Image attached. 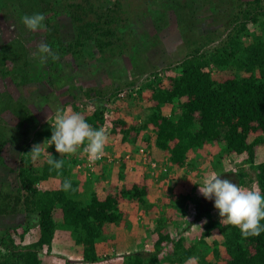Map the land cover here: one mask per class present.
<instances>
[{"label":"trees","instance_id":"obj_1","mask_svg":"<svg viewBox=\"0 0 264 264\" xmlns=\"http://www.w3.org/2000/svg\"><path fill=\"white\" fill-rule=\"evenodd\" d=\"M16 1L22 4V0ZM262 1L236 0L235 5L228 9L233 15L231 23L234 27L227 32L221 44L187 55L181 63L182 68L170 78L168 86H151L148 96L152 103L151 111L142 114L145 118L142 127L154 126V146L169 152L175 163L183 164L190 151H201L208 147L212 154L215 148L213 158L216 161H213L215 163L211 164V168L216 169L222 164L218 174L222 178H231L242 187L247 185L246 173L226 170L223 159L227 155L246 153L248 162L254 168L257 191L264 193V159L256 160L258 147L264 146V26L257 32L247 27L254 16L264 18ZM53 2L70 16L73 23L71 40L66 43L57 33L54 14H47L50 11L47 6ZM151 2L156 3L155 0ZM27 4L37 9L35 12L45 15L46 42L58 53L57 59L48 58L49 69L43 67L41 70V78L53 79V86L61 82L58 73L61 70L60 58L64 53L70 54L77 64L85 66L90 65L92 60L106 61V52L112 56L121 55L125 52L123 47L129 46L122 34L124 24L117 14L122 6L119 0H30ZM1 53L0 64L5 66V60L9 58L12 62L11 68L3 67L6 74L17 77L23 73L27 76L30 62L22 58L24 53L10 51L8 46ZM7 102L5 106L20 117L19 124H30L29 130L33 132L32 140L21 147L17 173L19 185L15 197L22 201L21 211L27 216L18 236L24 239L31 232L36 239L18 244L15 236L7 229L0 228V248L3 251L0 264H42L40 251L51 247L58 228L72 233L76 242L82 245V262L97 263L101 260L97 243L107 238L108 230L121 232L118 223L124 214L119 210L116 195L111 193L101 200L96 188L87 187L90 177L82 180L73 176L72 165L78 161L76 156L68 159L56 150L47 154L42 149L41 157L33 160L29 151L43 135H50L52 127L44 124L38 129L37 118L23 101L11 103L10 99ZM106 103V99L99 98L98 108L84 117L93 127L104 125ZM168 105L172 106L173 117L163 113ZM129 129L121 128L124 139L129 135ZM259 131L262 134H255L250 139L252 133ZM10 138L11 132L0 124V161L2 148ZM49 157L62 159L63 167L60 170L50 169L47 164ZM97 162L106 163V157ZM123 170L119 171V177L125 176ZM66 178L72 181V188L67 191L63 190ZM82 184L86 197L79 194L81 190L78 188ZM112 189L118 188L115 186ZM118 192L125 200L139 204V209L147 217L146 226L154 219L155 228L145 230L144 238L150 239L147 232L153 239L158 233L151 250H132L124 257L122 264H159V256L168 246L172 251L163 257V261L172 264H264V232L245 237L239 227L226 220H209L204 224L201 237L186 244L183 236H180L185 226L172 234L170 229L173 223L167 222L165 215L153 217L154 208L147 203L144 184H123ZM189 196L178 194L176 199H168L167 205L183 213ZM212 209L213 200L205 197L199 199L196 218L210 215ZM17 210L16 206L11 208L6 202L0 207L2 214ZM56 211L60 212V221L56 219ZM165 227L167 232L162 231ZM65 264L75 262L67 260Z\"/></svg>","mask_w":264,"mask_h":264},{"label":"rangeland","instance_id":"obj_2","mask_svg":"<svg viewBox=\"0 0 264 264\" xmlns=\"http://www.w3.org/2000/svg\"><path fill=\"white\" fill-rule=\"evenodd\" d=\"M29 1L22 0L21 4L16 0H0V53L8 46L10 51L24 53L22 58L25 57L30 62L26 77L23 73H19L17 77L5 73L6 69L3 67L11 68V58L5 60V66L0 64V109H5L0 110V124L11 132V138L1 151L0 207L6 202L11 208L13 205L18 208L16 212L0 213V228L7 229L15 236L18 244L30 243L36 239V235L31 232L24 239L18 236L27 216L21 211L22 201L15 197L19 185L17 173L21 147L32 140L33 132L29 130L30 124H19L20 117L5 106L7 101H23L37 118L39 129L44 124L50 128L54 125L58 116L57 109H64L69 113L79 112L85 117L98 108V99L104 98L107 107L102 128L107 136L103 155L106 163L97 160L90 162L82 146L76 153L64 154L68 159L78 157L77 163L72 165L73 176L82 180L90 177L87 187L96 188L101 200L112 195L111 193L116 195L119 210L126 215L118 223L121 232L108 230L110 233L106 234L107 238L98 242L101 260L94 264H122L124 257L132 250L139 249L141 243V249L151 250L153 241L157 238L158 233H155L156 237L154 235L153 239L149 232L147 235L150 239L144 238L145 230L155 228V221L152 219L150 225L146 226L147 217L139 209V204L120 197L117 191L123 184H144L147 203H151L154 208L153 217L165 215L167 222L173 223L170 229L172 234L185 226L180 236H183L186 244L191 243L194 238L199 239L206 222L222 220L215 207L210 215L196 218L199 199L204 198L198 183L202 182L205 174H218L222 168V164L216 169L211 168V164L215 163L213 161H216L213 158L215 148L211 147L214 148L212 154L208 147L201 151H190L183 164L175 163L169 152L154 146V126L150 124L143 128V115L151 111L152 103L148 99L151 86H168L170 78L182 68L181 63L187 55L198 49L214 48L221 44L227 32L234 27L231 23L233 15L228 9L235 5L236 0H155L157 4H153L151 0H119L122 6L117 14L124 24V40L129 42V46L123 47L125 52L114 56L106 52V61L92 60L89 63H93L91 66H81L82 63L77 64L70 54L64 53L60 58L61 70L58 73L61 82L56 86H53V79L41 78L43 67L49 68L47 61L41 63L36 54L38 45L42 41L46 42V25L31 31L21 21L23 15L39 12H35L37 9L27 4ZM262 2L264 4V0ZM47 9L50 10L47 14H54L57 33L62 41H70L74 29L70 16L59 9L55 2L47 6ZM263 26V16L256 15L248 22L247 27L257 32ZM96 55L100 56L99 53ZM171 107L168 105L163 109L166 116L173 117ZM121 128H130L126 139ZM258 133L262 134L260 131L252 133L250 139ZM51 135L52 132L50 135H43L38 144H42ZM41 147L47 154L55 150L54 144L48 147L47 141ZM258 148L256 160L264 159V146ZM247 157L246 153L227 155L223 159V165L226 170L245 172L247 185L243 188L258 190L254 168ZM120 170L125 172L124 177H119ZM84 184L78 188L82 197H86L82 188ZM115 186L117 190L112 189ZM178 194L190 195L186 199L187 207L183 213L167 205V200L176 199ZM56 219H61L59 211H56ZM166 230L167 227L162 231L167 232ZM130 239L132 241L128 243ZM54 242L50 248L47 246L40 251L42 264H65L67 260L75 264H89L78 259L82 258L79 254L82 245L76 242L69 231L58 228ZM171 251L170 246L166 247L159 256V264H172L163 261V257L170 255ZM2 252L0 248V254Z\"/></svg>","mask_w":264,"mask_h":264},{"label":"clouds","instance_id":"obj_3","mask_svg":"<svg viewBox=\"0 0 264 264\" xmlns=\"http://www.w3.org/2000/svg\"><path fill=\"white\" fill-rule=\"evenodd\" d=\"M27 29L36 31L45 26L43 13L25 14L21 17ZM41 63L48 58H58L47 42L38 45L37 53ZM58 116L52 125V135L42 144H36L29 153L33 160L42 155V145L47 141L48 147L54 144L60 154H73L82 146L90 162L103 157L107 136L105 130L93 127L79 113H69L64 109H57ZM47 164L50 169L60 170L62 159L49 157ZM199 184V191L209 200L214 201V207L219 210L222 221L227 220L231 225L239 227L243 236H255L264 232V193L255 189H245L231 178H222L221 174H205ZM72 188L71 179H65L63 190Z\"/></svg>","mask_w":264,"mask_h":264},{"label":"crops","instance_id":"obj_4","mask_svg":"<svg viewBox=\"0 0 264 264\" xmlns=\"http://www.w3.org/2000/svg\"><path fill=\"white\" fill-rule=\"evenodd\" d=\"M72 175H73V170H72ZM97 194H98V192H97ZM98 196H99V194H98ZM125 216H126V215L124 214V215H123V218H126ZM120 229H121V228H120ZM121 231H122V229H121ZM134 234H135V233H134ZM132 239H133V237H132ZM132 239H130V241H128V243H129V242H131V241H132ZM113 241H114V239H113ZM52 243H54V244H55L54 240H53V242H52ZM99 244H100V243H99ZM99 244L97 243V249H98V247H99ZM141 245H142V243H141V244H139V249H141ZM139 249H138V250H139ZM79 250H80V251H79V254H81V255H82V253H80V252L82 251V247H81V246H80ZM79 254H78V255H79ZM78 259H81V260H82V258H78Z\"/></svg>","mask_w":264,"mask_h":264}]
</instances>
